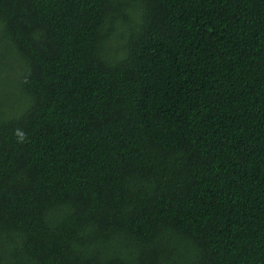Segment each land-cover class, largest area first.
I'll list each match as a JSON object with an SVG mask.
<instances>
[{
	"label": "trees",
	"instance_id": "1",
	"mask_svg": "<svg viewBox=\"0 0 264 264\" xmlns=\"http://www.w3.org/2000/svg\"><path fill=\"white\" fill-rule=\"evenodd\" d=\"M0 264H264V0H0Z\"/></svg>",
	"mask_w": 264,
	"mask_h": 264
}]
</instances>
